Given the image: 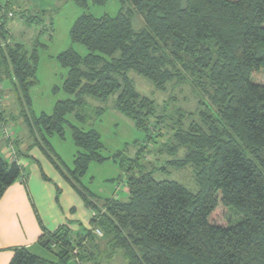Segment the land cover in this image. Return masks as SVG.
I'll list each match as a JSON object with an SVG mask.
<instances>
[{"label":"trees","instance_id":"16d2710c","mask_svg":"<svg viewBox=\"0 0 264 264\" xmlns=\"http://www.w3.org/2000/svg\"><path fill=\"white\" fill-rule=\"evenodd\" d=\"M72 1L85 11L109 0ZM115 1V16L83 13L70 27L71 44L86 52L70 47L56 57L67 70L62 90L69 98L56 102L51 115L39 116L28 96L37 82L38 44L31 54L14 42L2 49L13 8L0 6V83L5 78L21 96L34 146L95 215L86 233L67 225L42 228L38 246L50 258L20 247L8 264H73L75 244L83 264H104L116 254L125 264H264V0ZM133 74L156 92L189 88L195 111L185 115L187 125L178 119L169 149L157 150L161 164L145 169L137 152L125 169V196L99 197L80 183L91 162L106 160L99 134L80 128L90 113L104 112L90 111L86 98L114 99L115 109L150 141V127L163 122L155 101L135 89ZM0 98L2 115L7 106ZM66 126L77 149L72 169L47 141L63 139ZM15 156L0 158V198L21 177ZM169 167L190 169L197 191L162 178Z\"/></svg>","mask_w":264,"mask_h":264},{"label":"rangeland","instance_id":"374dc122","mask_svg":"<svg viewBox=\"0 0 264 264\" xmlns=\"http://www.w3.org/2000/svg\"><path fill=\"white\" fill-rule=\"evenodd\" d=\"M3 4H11L13 17L7 20V24L10 23L11 26L10 29L7 25L5 28V31L9 33V39L6 34L1 42L2 49L9 42H14L22 45L31 54L34 45L38 44L37 48L35 47L39 58L35 76L37 82L28 93L30 109L35 116L41 114L51 115L56 102L69 98L62 90L67 70L60 67L56 57L70 47L81 55L86 52L81 45L71 44L69 39L70 27L83 13L95 17L115 16L120 7L115 0H109L103 6L93 7L89 5L85 11L78 8L72 0H0V6ZM132 22L133 28L136 30L141 26L139 17H136ZM6 37L7 39H5ZM131 78L137 92L155 101L156 116L163 117V122L158 127L154 125L150 127V134L154 137L150 141L146 139L144 132L134 127L130 119L115 109L114 99L111 98L106 103H99L92 98H86L88 105L91 106L90 111L101 108L104 112L102 115L94 114V112L90 113L88 123L80 128L83 130L93 129L99 134L103 146L100 155L106 160L103 163L91 162L80 183L81 186L99 197L111 198L124 195L122 190L127 175L125 169H131V166H129L131 162L129 161L136 158L137 152L141 155L138 163L145 165V169L149 170L150 167H157L161 164L162 161L157 159L158 157L162 158L163 154L157 152V150L162 149V147L169 149L168 145L171 144L172 133L177 128L178 119H181L182 123L184 122L187 125L185 115L188 112L195 111L194 94L191 93L189 88L172 89V87H169L165 93H160L156 92L145 79L134 74L131 75ZM0 87V94L4 97L7 106L4 113L0 115V138L4 144L7 158L15 153L14 143L16 142L13 140V136H10V139L7 138L4 135L5 131L11 135L13 132L20 136L19 138L24 142L26 149H24V154L31 155L34 152L37 157L44 156L34 146L28 130L23 124L20 112L23 108L27 113V109L25 104H22V106L19 102L21 96L13 92L10 83L3 77ZM67 118L68 121H73L72 117L68 116ZM154 121V119L150 120L151 125L155 124ZM47 141L65 166L72 169L77 149L71 138L69 127H64L63 139L53 136L48 138ZM160 151L162 152V150ZM167 156L165 154L164 158L169 157ZM147 164L150 166H147ZM41 170H44L48 181L41 178L42 180L39 179L38 182L52 184L51 179L47 177H51V175L46 173L43 168L39 169V172ZM47 171L53 175L51 166ZM167 171L168 173L162 175V178L176 181L191 192L197 191L194 176L190 169L176 170L169 167ZM155 178L159 179V174ZM57 183L58 187L53 185L56 189L58 188L59 193L56 190L54 195L52 194L50 197L51 204L54 207L63 208V211L66 210L67 220L69 219V221L65 222L64 225H67L72 232H79L80 230L86 233L89 229L90 218L95 216L94 212L84 206L83 201L76 192L74 193L68 187H65L63 179H58ZM37 185L41 189L46 187L38 183ZM53 185L46 188L52 189ZM59 185L61 186L59 187ZM32 252L38 256L51 257V255L43 253L38 248H34ZM102 263L125 264V261L119 254H116L110 262L103 261Z\"/></svg>","mask_w":264,"mask_h":264},{"label":"crops","instance_id":"0c3cea01","mask_svg":"<svg viewBox=\"0 0 264 264\" xmlns=\"http://www.w3.org/2000/svg\"><path fill=\"white\" fill-rule=\"evenodd\" d=\"M7 27L10 29V23ZM13 135L16 138L15 161L21 168V177L7 188L0 198V264L9 263L15 248H28L31 251L34 248L40 249L38 239L42 234V228L52 232L69 221L66 210L63 211L59 206L54 207L50 202V197L56 191L55 186L58 187L57 181L63 179L62 176L47 157H37L34 152L31 155L24 154V142L19 138L20 136L15 133ZM38 152L42 154L39 150ZM0 158L7 160L2 140ZM49 166L52 167L53 175L47 171ZM42 168L51 175L47 177L51 179L52 184L38 182L39 179L42 180L40 172L46 175L44 170L39 172ZM37 183L46 187L53 184L55 186L53 185L52 189L49 187L41 189ZM64 184L75 193L65 181Z\"/></svg>","mask_w":264,"mask_h":264},{"label":"built area","instance_id":"2783aa9c","mask_svg":"<svg viewBox=\"0 0 264 264\" xmlns=\"http://www.w3.org/2000/svg\"><path fill=\"white\" fill-rule=\"evenodd\" d=\"M1 99V98H0ZM1 101V100H0ZM4 135H6L7 138L10 139V136H12L11 134H9L7 131L4 132ZM93 233L97 236V237H101L102 236V233L100 230L98 229H94L93 230ZM73 247L71 248L70 250V255H71V262L73 264H83L82 260L80 259V254H79V251H78V247L77 245H72Z\"/></svg>","mask_w":264,"mask_h":264}]
</instances>
